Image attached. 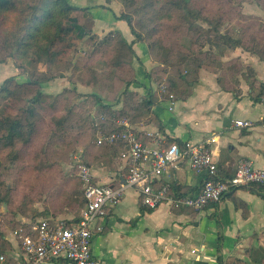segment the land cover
Returning a JSON list of instances; mask_svg holds the SVG:
<instances>
[{"label":"rangeland","instance_id":"obj_1","mask_svg":"<svg viewBox=\"0 0 264 264\" xmlns=\"http://www.w3.org/2000/svg\"><path fill=\"white\" fill-rule=\"evenodd\" d=\"M25 1L30 9L42 0ZM69 2L90 33L54 46L60 54L51 63L34 50L21 52L27 24L21 5L0 15V115L21 118L30 130L27 140L0 144V250L8 248L10 233L23 220L44 217L49 207L62 212L55 215L59 218L80 216L85 205L79 162L95 166L104 160L110 166L112 157L125 151L123 144L95 141L99 128L116 126L115 116L142 118L147 100L159 98L155 88L163 97L190 94L202 71L215 72L224 85L236 88L242 74L254 76L237 54L264 58V0ZM122 14L132 16L135 33L118 18ZM120 34L132 49L120 42ZM219 35L239 45L226 44ZM136 43L143 47L134 48ZM38 92L42 102L33 105ZM28 107L35 108L34 115ZM246 253L238 257L245 264L261 261L264 234L254 236Z\"/></svg>","mask_w":264,"mask_h":264},{"label":"crops","instance_id":"obj_2","mask_svg":"<svg viewBox=\"0 0 264 264\" xmlns=\"http://www.w3.org/2000/svg\"><path fill=\"white\" fill-rule=\"evenodd\" d=\"M116 25L124 27L120 21ZM237 55L254 76L242 74L236 88L224 85L215 72L202 71V81L193 85L195 91L177 98L173 109L168 97L155 88L152 92L159 98L148 99L142 118L130 121L140 138L150 141L147 133L153 131L170 142H199L215 135L212 148L223 176L233 175L246 158L264 168V58L247 52ZM165 103L168 107H163ZM237 120H250L253 125L239 126ZM112 160L110 166L104 160L95 166L90 162L96 181L118 185L126 163L122 154L116 153ZM160 179L173 184L178 192L195 195L205 174L183 160L168 167ZM49 209L51 212H42L47 215L41 218L60 217L55 216L60 212ZM99 223L102 230L93 237L92 250L101 264H219V256L225 261L246 258L251 240L264 234V192L240 187L201 209L168 203L151 209L142 203L139 192L130 188Z\"/></svg>","mask_w":264,"mask_h":264},{"label":"built area","instance_id":"obj_3","mask_svg":"<svg viewBox=\"0 0 264 264\" xmlns=\"http://www.w3.org/2000/svg\"><path fill=\"white\" fill-rule=\"evenodd\" d=\"M170 109L175 95L169 93ZM111 130L99 128L96 143H123L122 156L126 173L118 185L96 181L91 166L79 162L78 174L83 181L85 206L77 218H40L24 221L9 235V246L0 250V264H101L92 250V240L102 230L99 220L121 201L125 191L136 189L142 203L155 209L164 203L171 206L204 208L219 202L228 192L247 187L264 192V168L246 158L239 162L233 175L223 176L212 143L215 135L202 141L186 140L183 145L170 142L159 132H148L144 141L126 117L115 116ZM239 126H252L250 120H237ZM186 160L190 167L205 174L201 190L195 195L178 192L173 184L160 177L170 166ZM195 252V250H193Z\"/></svg>","mask_w":264,"mask_h":264},{"label":"trees","instance_id":"obj_4","mask_svg":"<svg viewBox=\"0 0 264 264\" xmlns=\"http://www.w3.org/2000/svg\"><path fill=\"white\" fill-rule=\"evenodd\" d=\"M17 4L21 5V7ZM26 4L27 2L25 1V3H23V0H0V15L13 10V8H15L16 6V9L20 7V9L22 8L21 10L27 11V24L23 28L25 34L22 36L19 42L21 52L24 54H28L30 50H34V54L37 57L38 54L40 55V57H42L43 55L47 57V61H42L51 63L54 62L56 57L60 54V51L56 50L54 46L62 43L66 40V38L70 39L71 41L76 39L82 40L90 33L87 28L79 21L78 16L73 14L76 6L70 3L69 0H42L35 6H31L30 9L26 7ZM118 18L125 20L135 33L132 16L130 14H122L118 16ZM122 36L120 37V42L132 49L127 40H125V38H123ZM219 36L223 38L221 35ZM224 38H226V44L234 42L233 46L239 45V42L233 40L231 36L224 35ZM137 40L141 41V37H139ZM39 84H41V82H39ZM42 94L43 92H38L36 94V96L33 98V105L41 104ZM35 108L28 107V109L26 110L28 115H34L36 112ZM27 128L28 123H25L21 118H12L8 114L1 113L0 144L5 146H12L15 145L19 141V139L27 140L28 132L30 131L27 130ZM175 141H177L180 145H183V142L179 141L178 139H176ZM120 144L122 145L123 143L120 142L117 144H108L105 146ZM122 146L125 148L124 144ZM5 249H7V247L2 248L1 250L4 251ZM262 259L264 260V255L262 256ZM261 261H259L257 264H261ZM218 262L219 264L244 263L243 260H240L238 258L234 261H225L222 256L218 257Z\"/></svg>","mask_w":264,"mask_h":264}]
</instances>
